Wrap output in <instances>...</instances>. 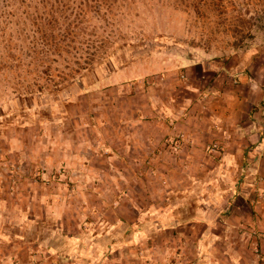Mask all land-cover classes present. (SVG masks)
<instances>
[{
    "label": "rangeland",
    "instance_id": "rangeland-1",
    "mask_svg": "<svg viewBox=\"0 0 264 264\" xmlns=\"http://www.w3.org/2000/svg\"><path fill=\"white\" fill-rule=\"evenodd\" d=\"M249 102L264 0H0V264H264Z\"/></svg>",
    "mask_w": 264,
    "mask_h": 264
},
{
    "label": "crops",
    "instance_id": "crops-1",
    "mask_svg": "<svg viewBox=\"0 0 264 264\" xmlns=\"http://www.w3.org/2000/svg\"><path fill=\"white\" fill-rule=\"evenodd\" d=\"M224 129H221L223 132ZM231 130V127L229 128V131ZM233 132H236L241 134L243 136V139L249 143V145L252 148H249V150L243 149L244 153L249 152V169H256L258 166L257 160H255V155L257 154L256 149L254 147H258V143L264 144V105L261 106V109H256L253 103L249 102V113H247V118L245 120V124L242 125L239 122L233 123L232 127ZM224 133L225 137L230 136V139L233 138L232 133ZM227 138V139H228ZM241 149H239L237 152L239 153ZM254 153H256L254 155ZM253 156V157H252ZM255 160V161H254ZM264 163V161L262 162ZM244 198V197H243ZM243 198H240L241 202H244L245 200ZM261 216L264 219V205L260 208Z\"/></svg>",
    "mask_w": 264,
    "mask_h": 264
}]
</instances>
